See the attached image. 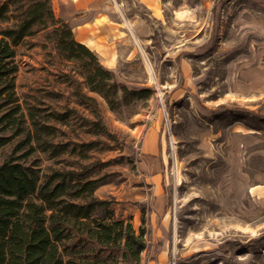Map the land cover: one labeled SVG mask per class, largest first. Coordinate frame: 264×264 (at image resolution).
I'll use <instances>...</instances> for the list:
<instances>
[{"label":"rangeland","instance_id":"obj_1","mask_svg":"<svg viewBox=\"0 0 264 264\" xmlns=\"http://www.w3.org/2000/svg\"><path fill=\"white\" fill-rule=\"evenodd\" d=\"M109 1L137 52L115 78L153 94L117 113L92 95L111 139L62 128L96 141L83 161L105 164L94 196L141 234L138 264H264V0ZM39 42L16 47L17 96L73 107L56 71L70 65ZM18 141L0 150V164ZM19 162H37L41 178L62 166L37 152Z\"/></svg>","mask_w":264,"mask_h":264},{"label":"trees","instance_id":"obj_2","mask_svg":"<svg viewBox=\"0 0 264 264\" xmlns=\"http://www.w3.org/2000/svg\"><path fill=\"white\" fill-rule=\"evenodd\" d=\"M35 36L42 42L32 46L44 51L50 46L58 60L70 65L56 71L70 89L73 107L41 108L17 96L16 47ZM152 94L149 88L132 90L119 83L75 40L69 25L56 16L52 0H0V133L7 131L0 135V150L19 138L0 164V264L139 263L145 247L141 234L129 222L113 218L109 201L94 196L103 184L99 172L105 164L83 161L96 141L74 140L62 128L78 123L84 135L110 138L92 95L117 113ZM17 152L22 154L14 156ZM35 152L62 166L41 178L37 162H19Z\"/></svg>","mask_w":264,"mask_h":264},{"label":"crops","instance_id":"obj_3","mask_svg":"<svg viewBox=\"0 0 264 264\" xmlns=\"http://www.w3.org/2000/svg\"><path fill=\"white\" fill-rule=\"evenodd\" d=\"M56 4V16L69 25L75 40L86 46L105 68L112 70L137 57L128 43L132 29L118 18L117 13L122 12L107 10L106 5H112L109 0H56Z\"/></svg>","mask_w":264,"mask_h":264},{"label":"bare ground","instance_id":"obj_4","mask_svg":"<svg viewBox=\"0 0 264 264\" xmlns=\"http://www.w3.org/2000/svg\"><path fill=\"white\" fill-rule=\"evenodd\" d=\"M90 44V43H89ZM93 50H95V49H93ZM149 69H150V67H149Z\"/></svg>","mask_w":264,"mask_h":264}]
</instances>
